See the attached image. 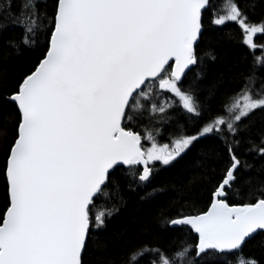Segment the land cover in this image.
Instances as JSON below:
<instances>
[{
  "label": "snow or ice",
  "instance_id": "obj_1",
  "mask_svg": "<svg viewBox=\"0 0 264 264\" xmlns=\"http://www.w3.org/2000/svg\"><path fill=\"white\" fill-rule=\"evenodd\" d=\"M210 7V0H0V32L20 29L6 44L36 54L11 87L0 76L13 106L0 124V264H88L90 242L103 250L120 239L100 233L124 202L121 192L148 184L157 163L170 168L189 153L200 171L186 187L216 177L200 193L210 202L193 214L161 209L160 229L183 234L167 244L159 235L146 239L144 229L125 237L120 264H231L229 254L256 235L264 250V55L230 78L213 112L216 82L209 88L202 80L205 59L216 53H197L201 40H212L203 24ZM220 9L210 23L236 25L242 46L255 51L264 0H222ZM144 113L151 122L141 134L129 125Z\"/></svg>",
  "mask_w": 264,
  "mask_h": 264
},
{
  "label": "trees",
  "instance_id": "obj_2",
  "mask_svg": "<svg viewBox=\"0 0 264 264\" xmlns=\"http://www.w3.org/2000/svg\"><path fill=\"white\" fill-rule=\"evenodd\" d=\"M222 0H210L212 7L203 13V24L206 29L204 35L211 36V41L201 40L197 45V53L200 54L201 50L207 51L208 48H213L216 53L215 61L205 59L206 73L202 83L209 88L213 87L214 81L216 82V94L214 99L209 100V106L215 112L217 108V101L224 88L229 87V80L235 76L238 71L246 70L252 64L254 57L264 55L260 45H264V34H254V43L258 46L255 51L249 50L247 47L242 46V34L238 27L232 23H228L225 27L216 28L210 23V13L213 8L220 12V5ZM261 13L257 10L256 14L251 17L253 22H259ZM227 29H231V39L219 38V34ZM20 29L10 28L6 31L0 32V76L6 78L8 86L11 87L13 82L17 80L21 72L28 69L35 59V52L27 48H21L19 54L14 49L6 44L9 39L19 40ZM244 57L243 63L236 64V57ZM191 75V73H189ZM222 76V82H221ZM259 82H257V88ZM6 93L0 89V124L4 123L6 119L10 118L13 112V106L6 104L4 97ZM167 95V93H164ZM202 96L208 93L202 92ZM150 119L147 113L142 114L137 119L133 130L143 134L144 126L150 124ZM11 126V125H9ZM159 126V125H155ZM168 129L165 128V135L158 137L160 143H166ZM205 141H201L204 143ZM259 164V161H256ZM4 165V151L3 141H0V209H3L5 204V179L2 174ZM156 167L159 169L152 180L143 187H137L134 191L123 190L121 195L125 198L122 204H119V210L108 221V227L100 235L121 234L119 240H114L109 243L106 249H98L90 246L84 252V258L88 264H100L105 257H112L117 260V264L123 259V247L121 241L125 237H135L142 229L146 230V239L152 238L154 235L163 236L166 244L173 236L182 235V230L175 229L171 232H164L160 229L159 220L161 219L160 210L163 209L169 216H175L179 212L185 214H193L194 209L204 208L205 204L210 202L207 200L205 192L203 198L200 197L202 190L211 187V179L201 181L194 184L189 190L186 186L189 179L198 173L200 169L196 167V157L194 153H189L188 157L179 161L172 167L161 168L159 163ZM159 188L160 191L155 193L151 199H141L144 194L152 188ZM195 199V203L193 200ZM233 202H236L235 195L231 197ZM98 204L101 201H97ZM112 203H116L113 199ZM106 206H111L107 204ZM195 234H191L190 239H194ZM260 235L254 236L246 243L239 252H232L227 257L231 264H244L249 258H257L264 264V250L259 246ZM207 264H221L219 261H209Z\"/></svg>",
  "mask_w": 264,
  "mask_h": 264
}]
</instances>
